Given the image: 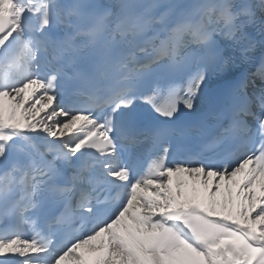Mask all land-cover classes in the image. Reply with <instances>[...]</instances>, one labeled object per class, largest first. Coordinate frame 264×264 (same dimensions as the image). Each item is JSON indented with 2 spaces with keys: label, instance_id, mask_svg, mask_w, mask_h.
<instances>
[{
  "label": "snow or ice",
  "instance_id": "obj_1",
  "mask_svg": "<svg viewBox=\"0 0 264 264\" xmlns=\"http://www.w3.org/2000/svg\"><path fill=\"white\" fill-rule=\"evenodd\" d=\"M0 264H264V0H0Z\"/></svg>",
  "mask_w": 264,
  "mask_h": 264
}]
</instances>
